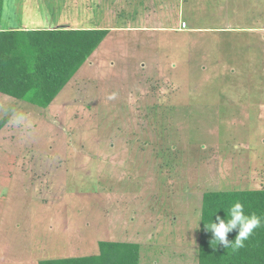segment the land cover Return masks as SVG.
<instances>
[{"label":"rangeland","instance_id":"374dc122","mask_svg":"<svg viewBox=\"0 0 264 264\" xmlns=\"http://www.w3.org/2000/svg\"><path fill=\"white\" fill-rule=\"evenodd\" d=\"M124 1L4 0V26L108 32L47 109L0 94V264H198L204 193L264 188V0Z\"/></svg>","mask_w":264,"mask_h":264},{"label":"trees","instance_id":"16d2710c","mask_svg":"<svg viewBox=\"0 0 264 264\" xmlns=\"http://www.w3.org/2000/svg\"><path fill=\"white\" fill-rule=\"evenodd\" d=\"M4 0H0V94L45 110L98 48L107 30L3 28ZM201 205L198 264H264V188L256 191L204 193ZM245 214H256L261 224L244 241V247L217 246L205 229L215 217L225 218L234 202ZM236 231L228 234L234 241ZM139 246L99 242L96 256L46 260L39 264H139Z\"/></svg>","mask_w":264,"mask_h":264},{"label":"clouds","instance_id":"9594fccd","mask_svg":"<svg viewBox=\"0 0 264 264\" xmlns=\"http://www.w3.org/2000/svg\"><path fill=\"white\" fill-rule=\"evenodd\" d=\"M225 218L215 217L207 224L205 229L212 234V241L217 246L223 248H232L233 251L244 247V241L252 234L253 230L260 226L261 220L256 214H245L244 205L239 201L234 202L225 211ZM201 222L197 224L199 226ZM236 231L237 235L234 241L228 240V234Z\"/></svg>","mask_w":264,"mask_h":264},{"label":"crops","instance_id":"0c3cea01","mask_svg":"<svg viewBox=\"0 0 264 264\" xmlns=\"http://www.w3.org/2000/svg\"><path fill=\"white\" fill-rule=\"evenodd\" d=\"M106 7H112L110 5H106ZM116 7V6H114ZM121 7H126L125 8V12H127L129 15L132 16V19H138V25L145 23V19H147L145 17L146 13H148V15L150 16L149 18L153 17L151 22L153 21L155 23V21L158 19V17L161 15L162 12H167L169 11L170 13H173L174 16V20L177 19L178 13L180 14V12L178 11V7H179V3L177 4V0H125L124 3H121ZM158 14V16H157ZM144 15V17H143ZM149 21H147L148 23ZM150 25V24H147ZM4 25H2L1 27H3ZM180 25H178L177 28H179ZM139 27V26H138ZM3 28H17L15 26H4ZM23 30L26 29H34L29 27L28 25H23L21 27H19ZM90 29H98V26L96 25V27H91ZM214 30L212 28H196L193 29L195 31L197 30ZM146 30V29H143ZM147 30H152L147 29ZM176 30V29H175ZM174 30V32H175ZM159 32V31H156Z\"/></svg>","mask_w":264,"mask_h":264},{"label":"built area","instance_id":"2783aa9c","mask_svg":"<svg viewBox=\"0 0 264 264\" xmlns=\"http://www.w3.org/2000/svg\"><path fill=\"white\" fill-rule=\"evenodd\" d=\"M186 24L185 23H181L180 28L178 29V31H186Z\"/></svg>","mask_w":264,"mask_h":264}]
</instances>
